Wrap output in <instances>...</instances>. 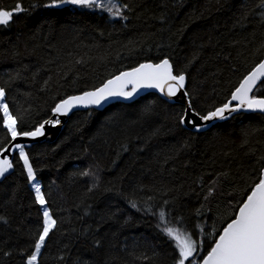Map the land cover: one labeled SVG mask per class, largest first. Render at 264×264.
Returning a JSON list of instances; mask_svg holds the SVG:
<instances>
[{"label": "trees", "instance_id": "16d2710c", "mask_svg": "<svg viewBox=\"0 0 264 264\" xmlns=\"http://www.w3.org/2000/svg\"><path fill=\"white\" fill-rule=\"evenodd\" d=\"M117 2L129 6L127 20L72 6L48 9V0H0V9H23L0 26V87L18 124L23 115L24 130L50 119L60 99L165 56L175 74L185 73L198 111L218 106L264 57L262 0ZM182 107L148 93L89 108L73 113L54 142L26 148L57 221L38 264H149L128 254L134 243L136 256L155 250L151 264H171L156 219L128 199L139 205L151 196L156 206L168 200L189 230L221 226L229 201L240 200L245 182L264 166V116L237 114L193 132L177 124ZM6 142L0 129V144ZM13 165L0 183V264H24L20 250L30 253L31 234L42 223L21 164ZM86 169L98 182L79 174Z\"/></svg>", "mask_w": 264, "mask_h": 264}, {"label": "snow or ice", "instance_id": "6c2138e0", "mask_svg": "<svg viewBox=\"0 0 264 264\" xmlns=\"http://www.w3.org/2000/svg\"><path fill=\"white\" fill-rule=\"evenodd\" d=\"M65 6H72L74 10H100L113 18L128 19L125 12L129 10V6L126 3H118L117 0H108L107 3L105 0H48V3L43 5L48 9ZM261 6H264V0ZM22 10L19 4L12 10L0 9V26H7L13 15ZM142 88H155L167 98L177 97L178 94L184 97L185 103L177 113V124L185 127L190 125L197 130L205 128L212 122L225 120L234 113L264 116V94H257L264 92V57L243 75L238 85L218 106L213 105L198 111L193 106V97L186 88L185 73L179 71L174 74L173 65L165 56L157 63L151 61L139 63L135 67L112 75L97 87L60 99L50 110L54 118L34 125L32 130H24L22 114L18 124L17 115L13 114L6 102L5 89L0 87V129L7 134V142L0 144V177L14 168L9 155L15 154L14 159L21 164L25 173L26 183L32 193V202L39 205L42 211V223L31 234L34 239L30 244V253L26 254L23 249L20 250L19 254L26 257L24 264H38V257L42 248L46 246V238L55 229L57 221L48 206L42 182L37 179L36 170L30 162L26 151L28 146L19 142V139L44 135L46 125H59L61 121L58 117L67 115L77 106H102L110 98H132ZM148 107L146 106V109ZM79 174L85 177L92 176L98 182L99 178L87 169ZM210 183L212 186L208 188L205 200L214 191L215 181ZM241 197L235 204L229 201L232 211L221 221L219 228L213 223L211 231H206L199 223L194 224L192 230H189L182 216H173L168 200H163L156 206L151 203L154 198L150 196L139 205L134 199H128V203L131 208L156 219V230L171 249V264H264V166L256 170V177L251 183L245 182ZM203 208L204 205L201 204V208L195 210L196 217L201 216ZM0 220L5 218L0 217ZM95 243L99 245L100 241L97 240ZM138 247L139 245L134 243L132 251L128 253L137 260L148 261L151 264L153 258L158 255L153 250L151 256L145 252L136 256L135 250ZM4 255L8 256L10 253L5 252Z\"/></svg>", "mask_w": 264, "mask_h": 264}, {"label": "water", "instance_id": "95a60500", "mask_svg": "<svg viewBox=\"0 0 264 264\" xmlns=\"http://www.w3.org/2000/svg\"><path fill=\"white\" fill-rule=\"evenodd\" d=\"M154 63V62H153ZM174 71V70H173ZM175 74V72H174ZM186 82H187V79H186ZM148 93H155V94H158L161 98H163L164 100L170 102V103H176V104H181V105H184L185 103V98L180 96L178 94L177 97H174V98H167V97H164L157 89L155 88H142L140 90H138V94H135L132 98H122V97H114V98H110L108 101L104 102L102 104V106H88V107H84V106H77L76 108L72 109L69 111V113L67 115H62V116H59L58 118L60 119L61 123L59 125H51V124H48L45 126V130H44V135L40 136V137H36V138H20L19 139V142L21 143H24L26 144L28 147L26 148H29L35 144H38V143H42V142H54L57 137L59 136L63 126L65 125V123L67 122L68 118L75 112H78V111H83V110H86V109H89V108H94V109H97V110H102L104 108H106L107 106H110L114 103H117V102H131V101H134L136 99H138L139 97L141 96H144ZM78 95V94H77ZM238 113H234L231 117L237 115ZM231 117H228L227 119L225 120H218V121H215V122H212L211 124H207V126L203 129H200V130H197V129H194L192 128L190 125L188 126H184L185 128L193 131V132H204L208 129H210L211 127H213L214 125L218 124V123H221V122H224L228 119H230ZM54 118V114L52 113V116L50 117V119ZM14 155L15 154H10L9 155V159H12V162L14 160ZM14 169L10 170L9 173H6L5 176L3 177H0V183L5 179L7 178L12 172H13Z\"/></svg>", "mask_w": 264, "mask_h": 264}, {"label": "rangeland", "instance_id": "374dc122", "mask_svg": "<svg viewBox=\"0 0 264 264\" xmlns=\"http://www.w3.org/2000/svg\"><path fill=\"white\" fill-rule=\"evenodd\" d=\"M108 2V0H105V3H107ZM113 18V17H112Z\"/></svg>", "mask_w": 264, "mask_h": 264}]
</instances>
